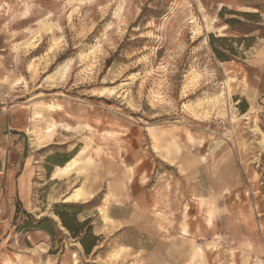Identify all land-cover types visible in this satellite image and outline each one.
<instances>
[{
	"label": "rangeland",
	"instance_id": "1",
	"mask_svg": "<svg viewBox=\"0 0 264 264\" xmlns=\"http://www.w3.org/2000/svg\"><path fill=\"white\" fill-rule=\"evenodd\" d=\"M0 107V264H264V0H0Z\"/></svg>",
	"mask_w": 264,
	"mask_h": 264
},
{
	"label": "trees",
	"instance_id": "2",
	"mask_svg": "<svg viewBox=\"0 0 264 264\" xmlns=\"http://www.w3.org/2000/svg\"><path fill=\"white\" fill-rule=\"evenodd\" d=\"M221 12L222 11L219 12V16H221ZM234 13H236V11ZM241 14L245 17L257 16V13L250 12H244ZM240 22L241 21L235 18L224 19V23L234 30H236L235 24ZM249 31H252V29H250ZM241 38L237 39L238 43H241L240 41L244 40V38L246 37ZM225 40H227L226 37H213L212 34L209 35V44L211 45L213 53L220 61H228L231 59V57H229V55H227V53L225 52L226 48L223 44ZM215 42H220L221 44L219 46H216L214 44ZM247 46H249V44H246V47ZM232 48L233 47H230V50H232ZM246 107L247 106L245 105V107L242 108V111H245ZM70 158L71 157L65 159L64 162H67ZM80 212L81 209L73 203L57 204L54 208V213L59 218L61 225L69 232L71 237L78 239L84 252L86 254H89L92 251L93 247L97 244L99 238L93 233L92 226L88 224V219L79 221L78 214ZM29 217L30 219L25 221L24 223V228L26 231L38 229L44 230L49 234H53V232L55 231V223L49 218L41 217L38 220H32L31 216Z\"/></svg>",
	"mask_w": 264,
	"mask_h": 264
},
{
	"label": "crops",
	"instance_id": "3",
	"mask_svg": "<svg viewBox=\"0 0 264 264\" xmlns=\"http://www.w3.org/2000/svg\"><path fill=\"white\" fill-rule=\"evenodd\" d=\"M18 115H22L21 111H17V110H11V109H7V110H2L0 107V133L3 136H8V135H12L13 138H18V135H20L21 132H25L24 127H25V123H26V118L22 119L20 121H18L17 116ZM11 130H16V132L11 134ZM19 146H21V144H23V142H18ZM88 147H84L81 152L80 155H82L83 153H85L87 151ZM72 162H75V165L73 168V170L71 169V171H66L65 169L68 166H71ZM84 162L81 161V159L78 158H72L67 165H65L64 167L58 168V170H56L55 175L58 174H62V175H68L71 174L72 171L76 170L77 168L80 167L81 164H83ZM79 187H83V186H79ZM85 189L88 190L90 197L86 198L89 199L91 197H93V190H91L90 188L87 187H83ZM81 200V202H83L84 200ZM76 202V201H73ZM48 236L46 235V238ZM49 243V242H48ZM44 245L47 246V244L45 243ZM117 255H120V250L116 252Z\"/></svg>",
	"mask_w": 264,
	"mask_h": 264
},
{
	"label": "bare ground",
	"instance_id": "4",
	"mask_svg": "<svg viewBox=\"0 0 264 264\" xmlns=\"http://www.w3.org/2000/svg\"><path fill=\"white\" fill-rule=\"evenodd\" d=\"M60 67H61V66H60ZM28 68H29V69H33L34 67L31 66V64H29V65H28ZM56 73H58V71H57ZM56 73H54L53 75H50V76H49L50 79L54 78L55 75H56ZM47 78H48V76H47ZM18 83H19V82L16 81V82H14L13 85L18 84ZM100 94H101V95H105V94H108V95H115V94H116V90H114V89H105V88H104L103 90L100 91ZM36 114H37V113H36ZM50 130H52V129H51V128L48 129V131H50ZM156 149H157V147H156ZM157 151L160 153V151H159L158 149H157ZM74 165H75V162H72L71 166H68L65 170H66V171H71V169L73 170L72 167H74ZM88 197H90V194H89V192H88L87 189H85V188H83V187H76L72 192H70L69 194H67V195L63 198V201H76V202H78V201H81V200L86 199V198H88Z\"/></svg>",
	"mask_w": 264,
	"mask_h": 264
}]
</instances>
